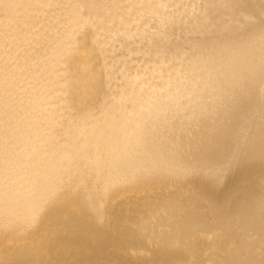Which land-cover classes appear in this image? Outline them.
<instances>
[{
	"label": "bare ground",
	"instance_id": "bare-ground-1",
	"mask_svg": "<svg viewBox=\"0 0 264 264\" xmlns=\"http://www.w3.org/2000/svg\"><path fill=\"white\" fill-rule=\"evenodd\" d=\"M39 225L42 259L88 238L264 264V0H0V243L32 249ZM22 249L6 253L31 264ZM86 250L68 257L97 263Z\"/></svg>",
	"mask_w": 264,
	"mask_h": 264
},
{
	"label": "rangeland",
	"instance_id": "rangeland-1",
	"mask_svg": "<svg viewBox=\"0 0 264 264\" xmlns=\"http://www.w3.org/2000/svg\"><path fill=\"white\" fill-rule=\"evenodd\" d=\"M188 180H189V179H188ZM186 182H188V181H186ZM189 182H190V181H189ZM189 182H188V183H185V182L182 183L183 186H181L180 188L184 187L185 184H186V185H185L186 188L184 187L183 189H180L179 194H181V192H182L183 195H185L184 193H186V195L188 196V192L190 193V191H189V190L186 191L187 188L190 189L193 185H195V184H192L193 182H190L191 184H190ZM195 186H196V185H195ZM153 187H154V186H153ZM169 187H170V186H169ZM169 187H168V190L166 189V191H169V192H168V196H169V195H170V196H173V195L175 196V195H177L176 193H172V192H174V191H172V189H171V188H173V186H171V188H169ZM194 188H197V189H198V187L196 186V187H193V188H192V190H194L193 193L197 194V191H198V190L196 191V189H194ZM169 189H171V193H172L173 195H171ZM158 190H159V189H158ZM158 190L155 189V191H157V192H158ZM181 190H182V191H181ZM159 191H161V190H159ZM142 192L144 193V191H142ZM191 192H192V191H191ZM148 193H150V192H148ZM148 193L146 192L145 194H148ZM193 193H190V194H189V195H190L189 197H190V199L192 200V197H191V196H193L194 199L196 200V198H195V194H193ZM139 194H140V192L138 193V195H139ZM141 194H142V193H141ZM158 195H159V193H158ZM186 195L183 196V197L186 198V202H185V203L188 204V203H189L188 201H189L190 199H189V197H186ZM168 196H167V197H168ZM170 196L168 197L169 199H170V198H173V197H170ZM178 196H179V195H178ZM181 196H182V195H180V197H177V198H182ZM175 197H176V196H175ZM196 197H197V195H196ZM150 198H151V197H150ZM177 198H176V199H177ZM199 199H200V198H199ZM201 199H202V198H201ZM183 200H185V199H183ZM183 200H182V201H183ZM197 200H198V197H197ZM200 201H203L202 203L204 204V202H205L206 200L203 199V200H200ZM150 202H151V201H150ZM153 202H154V201H153ZM183 202H184V201H183ZM153 204H154V203H153ZM153 204L150 206V208H149V205H148V207H146V209L148 208V209H151V210H152V208L155 207V204H154V207H152ZM197 204H199V206L202 205V206H201V209H202V210H201V209L199 208V206L197 205V208H196V209L198 210V208H199V210H200V211H199V210L197 211V215L200 214L202 217H205V218H203V219H206V218H207L206 216H208L207 219H211V220H212V219L214 218L213 220L217 221V219H218V215L216 216V217H217V218H216V217L214 216L213 213L211 214L210 212H207V213L205 212V211H208L207 209H209V207L207 208L206 205L203 206V204H201V202L199 203V201H198ZM188 205L191 206L190 204H188ZM121 206H122V204H121ZM156 206L158 207V205H156ZM115 207H116V208L118 207V209H120V208H119L120 205H119V206L116 205ZM140 207H141V205H140ZM151 207H152V208H151ZM177 207L180 208V211H184V210L187 208V206H185V207L181 206V207L185 208L184 210H181V207H180V206L177 205ZM203 207H204V208H203ZM131 208H133V207L131 206V207H130V210H131ZM141 208H142V209H141ZM141 208L139 209V207L137 206V207H135L134 209H132L131 211H132V213L134 212V214H132L130 210L128 211V212L130 213V214H129L128 212H126L127 209L124 210L125 208L123 209V211H125L126 213L123 212L122 209H121V213H120V215H121L123 218H122L120 215H119V217H121V218H119V217L115 214V212H117V211H116L117 209L114 208V211H115V212H113V215L115 214V217L111 214V215H112L111 217H114V219H113V218H111L110 215H109V217L107 218V222L110 221V222L112 223V225L114 224L115 227H116L117 224H118V223H117L118 221H117L116 219L119 218V219H118L119 221H120V219H121V220L123 219L124 221H122V222L120 221V224H121V226H122V225H124V223L126 222V220H125L126 217H127L128 215L131 216V214L134 215V220H140V218H137V219H136V217L143 216V215L145 214V212L147 211L146 209H145V210H146V211H145V210L143 209V207H141ZM144 208H145V207H144ZM157 209H158V208H157ZM157 209H156V207H155V210H154L155 214H156V212L158 211ZM203 209H205V210H203ZM133 210H134V211H133ZM135 211H137V213H135ZM138 211H140V213H141L142 211H144V213L142 212L141 214H140V213L138 214ZM180 211H179V212H180ZM151 212H153V211H150V214H147L148 217H149L150 215H152ZM154 212H153V213H154ZM201 212H203V214H202ZM123 213H124V214H123ZM127 213H128V215H126V216L124 217L123 215H125V214H127ZM147 213H149V212L147 211ZM205 213H206V214H205ZM117 214H119V212H118ZM135 214H138L139 216H138V215L135 216ZM155 214H154V215H155ZM207 214H208V215H207ZM209 214L212 215V216H214V217L212 218V216H211V218H210V217H209ZM154 215H153V216H154ZM116 216H117L118 218H116ZM221 216H222V215H221ZM144 217H145V215H144ZM115 218H116V219H115ZM128 218H129V217H127V219H128ZM131 218H132V219H130L131 221L129 220V222H128V221L126 222L127 224L132 222V220H133V216H132ZM145 218H147V217H145ZM145 218H144V219H145ZM111 219H112V220H111ZM207 219H206V220H207ZM114 220H115V221H114ZM134 220H133V221H134ZM145 220H146V219H145ZM211 220H210V221L207 220V223H208L209 226H210V223H211V226H213L214 224H216L213 220H212V222H211ZM112 221H114V222L117 221V222H116L117 224H115V223L112 222ZM123 222H124V223H123ZM137 222H138V221H136V222H134V223H137ZM209 222H210V223H209ZM213 222H214V223H213ZM122 223H123V224H122ZM126 223H125V224H126ZM132 223H133V222H132ZM132 223H131V226H128V227L135 228V227L132 226V225H133ZM212 223H213V224H212ZM120 224L118 225L119 227H117V228H120V227H121ZM138 224H139V223H138ZM44 225H45V224H44ZM47 225H48V224H47ZM129 225H130V224H129ZM42 226H43V225H41V226L39 225L37 228H39V227L41 228ZM134 226H135V224H134ZM136 226H137V225H136ZM40 228H39L38 230L36 229V230H37V234H36V236H35V238H34L33 245H32V247H29V248H32V249H28V248H27L28 250L26 249V250H27V251H26L25 248L22 247V246L19 247V248H17V246H14V247H16L14 250L16 251V249H18V252H19V249L23 248L22 250H23V251L25 250L24 252H27L28 255H29V252H34V251H36V249L39 250V248H40V251H43V253H45V252L47 251L48 248L50 249V246H51V243H52V242H51L50 245H49V242L52 241V240H51V239H52V237H51V233L49 234L50 229L48 230L47 227L45 228V226H43L42 229H40ZM45 229H46V232H45ZM42 230H43L45 233H44ZM131 230H132V229H131ZM39 231H40V232H39ZM41 231H42L43 233H42ZM47 231H48V232H47ZM63 231H64V230H63ZM63 231H62V233H63ZM213 231H216V230L214 229ZM217 231H218V230H217ZM65 232H66V231H64V234H65ZM113 232H114V231H113ZM66 233H67V232H66ZM45 234H46V235H45ZM37 235H38V236H37ZM39 235H40V237H39ZM42 235H44V236H42ZM47 235H48V236H47ZM49 235H50V236H49ZM36 237L39 238V240L36 239ZM43 237H44V239H45L44 241H43ZM47 237H48V239L50 238L49 241H48V244L46 243L47 240H48ZM81 239H82V240L79 241L80 243L78 242V245H79V246H78L77 244H76L75 246H73L72 244H70L71 246H73V247H71V246L68 244L69 246H65V247H68L70 250L73 249V248L75 249V250H74V249L71 250V252H70L72 256H76V255L79 256V253H82L83 251H85L86 248H87V250H86L87 252H90V251L93 252V251H94L93 253H91V254L89 255V256H90L89 259L92 260V259L94 258V255H96L97 257H95V258H97V259H96V260H97V263H96V261L93 262V260H95V259H93L92 262H91V261H88L89 264H94V263H96V264H111V263H112V264H117V263H118V264H122L123 261H125L124 264H131V263H133V262H134L133 264H138V263H137L138 258L141 259V260H139V261H140L139 264H142L141 261H142V259H143V255H140V256H142V258H140L139 255H138V256H137V255H134L133 253H129L130 251H128V253H129V257H131L130 260H128V259L125 258V257L128 256V255H127V254H128L127 252L125 253L124 250H121V251H123V254H122V252L120 253V250L118 251V249H114L115 247H114V248L112 247V248H113V250H112L110 247L113 246V245H111V244L106 245V244H107V243H106L105 246H108V247L106 248V247L104 246V249H105V248H106V249L109 248L111 251H114V252L112 253L110 250L106 251V249H105L104 251H105L106 253L108 252V253L106 254V253H104L103 250H102L103 247H102V248H94V250H90V249H93V247L91 246V242L88 241V240H90V239L86 238L87 242H86V240L83 241V240H84L83 238H81ZM36 240H37V243H35ZM224 240H226V239L224 238ZM41 241H42V242H41ZM45 241H46V242H45ZM85 242H86V244L84 245ZM145 242L147 243L148 241L146 240ZM43 243H44V244H43ZM148 243H149V242H148ZM35 244H37L36 247H35ZM41 244H42V246H41ZM80 244H81V246H80ZM88 244H89V245H88ZM112 244H116V242H115V243H112ZM0 245H1L0 247H2V246H4V243H3V244L0 243ZM5 245H6V243H5ZM8 245H9V246H8ZM38 245L40 246L39 248H37ZM46 245H47V246H46ZM60 245H62V244H60ZM83 245L86 246V247H85V250L83 249V248H84ZM145 245H146V244H145ZM147 245L149 246V248H148ZM147 245H146V246H147L146 249H150L151 246H150L149 244H147ZM6 246L9 247V248H6ZM6 246L3 247V250H2V248H1V251H2L3 256L0 255V258H1V256H2L3 259H1V261L3 260V262L0 261V264H1V263L4 264V262H5V264H19V261H18V260H15L13 256H11V257H13V259H14L17 263H12L11 261H13V260L10 259L11 257H9V256L7 255V253H8V254H10V252L13 253V252H12V251H14V250H12V249L14 248L13 245H11L13 248L10 247V244H7ZM33 246H34V247H33ZM44 246L46 247V249H45ZM63 246H64V245H63ZM77 246H78V247H77ZM42 247H43V248H42ZM5 248H6V249H5ZM11 248H12V249H11ZM61 248H62V246H61ZM81 248H82V249H81ZM126 248H127V247H126ZM7 249H8V250H7ZM33 249H35V250H33ZM62 249H64V248H62ZM66 249H67V248H66ZM78 249H79V251H77ZM97 249H99V250H97ZM124 249H125V248H124ZM6 250H7V251H6ZM11 250H12V251H11ZM32 250H33V251H32ZM80 250H81V251H80ZM82 250H83V251H82ZM88 250H90V251H88ZM96 250H97V251H96ZM101 250H102V251H101ZM126 250H127V249H126ZM203 250H204V249H202L201 251L204 252V253L201 252V253H200V255H201L200 257H202L201 259H206V257H205V255H206V254H205L206 251H203ZM1 251H0V254H1ZM3 251H4L5 253H6V252H7V253L5 254ZM9 251H10V252H9ZM74 251H75V253H74ZM100 251H101V252H100ZM116 251H118L119 253L116 252ZM20 252H22V251L20 250ZM37 252H38V251H37ZM97 252H98V253H97ZM149 252H150V250L148 251V254H150ZM70 253H69V255H70ZM72 253H73V254H72ZM77 253H78V254H77ZM95 253H96V254H95ZM101 253H102V254H101ZM103 253H104V254H103ZM110 253H111L112 255H111ZM116 253L119 254V255L116 256ZM124 253H125V254H124ZM30 254H31V253H30ZM113 254H115V255H113ZM132 254L134 255V257L137 256V258H135V260L133 259L134 257H133ZM145 254L148 255L147 252H146ZM202 254L204 255L205 258L203 257ZM36 255H37V253L34 252V253L30 256L31 258L28 257L29 259L32 260V261H31L32 263H33V261H34L33 264H36L37 258H39L38 255H37V257H36ZM69 255L66 254V255H63L64 257H63V256H62V257L59 256L60 258H59V257H57V258L54 257V258H51V259H49V258H44V259L39 258V259H42V260H41L42 262L39 261V259H38L39 263H38V261H37V264H40V263H41V264H45V263H46V264H47V263H48V264H57V263H58V264H66L67 262H68L67 264H69V263H70V264H80L79 262H81V260L78 259V256L75 258L76 260H74V257H73V258H70V257H68ZM71 255H70V256H71ZM98 255H99V256H98ZM101 255L104 256V257L102 258ZM108 255H109V256H108ZM125 255H126V256H125ZM130 255H132V256H130ZM146 255H144L145 258H144L143 260L145 261V260H146V257H148V258H147V259H148V262H147V260H146V262H147L146 264H148V263L150 264L151 262H149V255H148V256H146ZM184 255H185V254H184ZM65 256H66V257H65ZM72 256H71V257H72ZM92 256H93V257H92ZM107 256H108V258H107ZM111 256H113L114 258L111 257ZM115 256H116V257H115ZM121 256H122V257H121ZM124 256H125V257H124ZM185 256H186V255H185ZM185 256H183V257L185 258ZM4 257H5V258H4ZM6 257H7V258H6ZM35 257H36V258H35ZM91 257H92V258H91ZM119 257L122 258V259L124 258V260L122 261ZM129 257H128V258H129ZM32 258H34V259H32ZM55 258H56V259H55ZM66 258H67V259H66ZM68 258H70V259H68ZM99 258H100V259H99ZM101 258H102V259H101ZM184 258H183V259H184ZM4 259L8 260V262L5 261ZM35 259H36V260H35ZM45 259H47V260H45ZM48 259H49V260H48ZM60 259H61L62 261L64 260L65 262H64V261L62 262ZM98 259H99V260H98ZM112 259L114 260V263H113ZM115 259H116V260H115ZM136 259H137V260H136ZM152 259H153V258H151V256H150V260H152ZM185 259H186V258H185ZM185 259H184V260H185ZM44 260H45V263H43ZM57 260H58V261H57ZM59 260H60L61 262H60ZM79 260H80V261H79ZM104 260H105V262H107V263H105ZM109 260H110V261H109ZM117 260H118V261H117ZM132 260H133V262H132ZM154 260H156V258H155ZM154 260H152V261H154ZM184 260H183V262H182L181 264L184 263ZM48 261H49V262H48ZM53 261H57V263H56V262L54 263ZM78 261H79V262H78ZM102 261H103L104 263H102ZM108 261H109V262H108ZM120 261H122V262H120ZM128 261H129L130 263H129ZM139 261H138V262H139ZM144 261H143V263L145 264ZM204 261H205V260H203L202 262L200 261L201 263H199V264H204ZM9 262H11V263H9ZM28 262H29V263H28ZM50 262H52V263H50ZM59 262H60V263H59ZM77 262H78V263H77ZM116 262H117V263H116ZM126 262H127V263H126ZM155 262H156V261H155ZM185 262H186V261H185ZM20 263H21V262H20ZM24 263L30 264V260L28 261V259H27L26 262H24ZM24 263H23V264H24ZM32 263H31V264H32ZM88 263H87V264H88ZM169 263H170V262H169ZM205 263H206V261H205ZM81 264H85V262L82 261ZM151 264H152V263H151ZM153 264H155V263L153 262ZM161 264H162V263H161ZM172 264H173V263H172Z\"/></svg>",
	"mask_w": 264,
	"mask_h": 264
}]
</instances>
